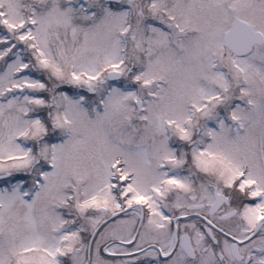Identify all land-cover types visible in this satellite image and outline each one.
<instances>
[{"label":"snow or ice","instance_id":"obj_1","mask_svg":"<svg viewBox=\"0 0 264 264\" xmlns=\"http://www.w3.org/2000/svg\"><path fill=\"white\" fill-rule=\"evenodd\" d=\"M0 264H264V0H0Z\"/></svg>","mask_w":264,"mask_h":264}]
</instances>
